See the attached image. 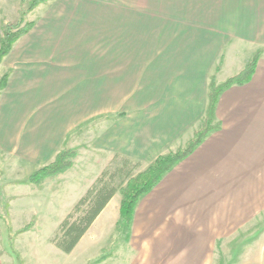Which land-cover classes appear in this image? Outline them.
<instances>
[{
    "label": "crops",
    "instance_id": "1",
    "mask_svg": "<svg viewBox=\"0 0 264 264\" xmlns=\"http://www.w3.org/2000/svg\"><path fill=\"white\" fill-rule=\"evenodd\" d=\"M20 5L0 0L2 36ZM26 19L34 28L0 65V80L11 71L0 95V149L15 150L39 112L46 125L30 133L42 134L36 149L49 156L78 126V103H90L80 118H106L96 149L105 143L111 161L132 159L142 172L203 126L212 77L225 84L262 52L252 80L220 96V130L142 198L123 242L129 264H264V0H52ZM116 198L71 254L52 244L56 255L44 253L43 264H78L100 240L117 241ZM0 264H8L2 255Z\"/></svg>",
    "mask_w": 264,
    "mask_h": 264
},
{
    "label": "rangeland",
    "instance_id": "2",
    "mask_svg": "<svg viewBox=\"0 0 264 264\" xmlns=\"http://www.w3.org/2000/svg\"><path fill=\"white\" fill-rule=\"evenodd\" d=\"M26 20L25 18L24 25L27 24ZM0 38H2L1 34ZM91 105L90 103H78V126L72 127L70 130L68 128L66 140L62 146H59L62 148L50 151L49 156H44L48 154L47 151L36 149L40 147L38 139L42 134L30 133L32 127H41L42 129L46 125L45 119L43 120L39 116V112L35 113L24 128V133L20 135V143L15 150L0 149V169L3 171L0 181V216H5L10 223L11 231L15 234L14 245L23 264H27L28 255L31 258V264H43L41 256L44 253L48 257L50 255L55 256L56 253L51 250L50 245H54L52 241L59 233L60 225L106 169L122 166V159H117L116 162L113 161L114 159L111 161L107 155L108 152L104 149L105 143L102 145L104 148L96 149L101 147V138L104 137L103 139H105L103 123L106 122V118L91 120L79 117L82 113H89ZM65 148L77 153L71 169L47 179L39 186L21 183L26 177L28 178L31 172L39 169L41 163L52 161ZM142 169L139 167L134 174L141 173ZM116 196L115 203L111 208L112 217L118 214L117 206L120 205L122 198L120 193ZM249 229L250 226L243 227L244 238L249 239ZM46 238L50 239V244L46 242L45 246L36 247L29 245L32 239L42 242ZM93 239L97 240L98 237H93ZM98 243L94 250L82 254L79 263L84 259L94 258L96 255L95 259L102 254H109L108 258L101 264H114L110 259H114L116 256L118 259L115 264H129V250L124 245L123 237L116 241V236L112 235ZM0 246V255L7 259L8 264H16V259L8 247L6 224L1 218ZM124 248L126 249L124 250ZM95 259L87 264H92ZM46 264H50V262ZM55 264L58 263L55 262Z\"/></svg>",
    "mask_w": 264,
    "mask_h": 264
},
{
    "label": "trees",
    "instance_id": "3",
    "mask_svg": "<svg viewBox=\"0 0 264 264\" xmlns=\"http://www.w3.org/2000/svg\"><path fill=\"white\" fill-rule=\"evenodd\" d=\"M50 1L52 0H21L17 21L8 24L3 29V36L0 38V65L4 58L11 53L16 42L34 28L35 23L24 25L25 18L37 7ZM261 55L262 52H258L243 72L229 79L225 84L218 85L216 77H212L206 120L203 126L195 133L194 138L183 149L160 156L147 170L139 174H134L140 167L139 163L134 162L132 159L116 156L113 161L116 162L117 159H122V166L106 169L96 180L94 185L60 225L59 233L52 241L54 246L65 254H71L118 193L122 195V201L117 229L119 237H123L126 242H129L131 227L139 202L152 192L162 179L180 162L190 157L212 133L220 130V124L216 123V110L220 96L234 86H243L249 83L256 72ZM219 70L220 67L218 66L216 72ZM10 75L11 71L0 80V95L8 86ZM76 157L77 153L75 151L65 148L59 152L52 164L40 168L21 183L39 186L47 179L71 169ZM2 176L3 171L0 169V181ZM0 218L6 224L8 247L16 259V264H23L20 254L14 247L15 234L11 231L10 223L5 216H0ZM108 256L109 254H102L92 264H101Z\"/></svg>",
    "mask_w": 264,
    "mask_h": 264
}]
</instances>
